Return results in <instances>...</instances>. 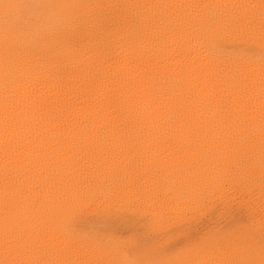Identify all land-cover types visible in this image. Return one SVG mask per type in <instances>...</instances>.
<instances>
[{
    "label": "bare ground",
    "instance_id": "6f19581e",
    "mask_svg": "<svg viewBox=\"0 0 264 264\" xmlns=\"http://www.w3.org/2000/svg\"><path fill=\"white\" fill-rule=\"evenodd\" d=\"M8 2L0 264L259 261L264 0H49L39 42Z\"/></svg>",
    "mask_w": 264,
    "mask_h": 264
},
{
    "label": "clouds",
    "instance_id": "9594fccd",
    "mask_svg": "<svg viewBox=\"0 0 264 264\" xmlns=\"http://www.w3.org/2000/svg\"><path fill=\"white\" fill-rule=\"evenodd\" d=\"M4 4L5 0H0V6ZM5 22L22 39L31 42H39L64 26L61 10L49 0H9Z\"/></svg>",
    "mask_w": 264,
    "mask_h": 264
},
{
    "label": "snow or ice",
    "instance_id": "6c2138e0",
    "mask_svg": "<svg viewBox=\"0 0 264 264\" xmlns=\"http://www.w3.org/2000/svg\"><path fill=\"white\" fill-rule=\"evenodd\" d=\"M212 243L211 240H208L207 242L204 243V247H208L210 244ZM256 253L253 250H248L246 253V258L239 260V261H235L234 264H264V245L261 246L260 249V256L261 259L259 261H257L254 257H255ZM201 264H208V262L206 261H202Z\"/></svg>",
    "mask_w": 264,
    "mask_h": 264
}]
</instances>
